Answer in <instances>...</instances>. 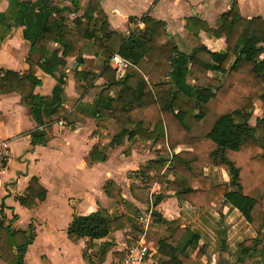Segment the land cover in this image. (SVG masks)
Wrapping results in <instances>:
<instances>
[{"label":"trees","instance_id":"16d2710c","mask_svg":"<svg viewBox=\"0 0 264 264\" xmlns=\"http://www.w3.org/2000/svg\"><path fill=\"white\" fill-rule=\"evenodd\" d=\"M8 1V9L0 11V43L22 28L30 47L29 69L0 66V96L18 93L29 106L38 123L30 132L32 145L47 144L56 121L75 128L88 114L95 122L91 136L97 138L89 152L92 162L107 160L110 150L126 140L160 145L161 154L135 171L142 185L133 182L132 194L165 184L166 191L197 207L223 195L256 233L239 243L237 261L264 264V16L243 15L237 0L219 15L215 26L198 14L187 16L184 26L190 36L201 39L205 32L224 38L225 48L216 50L203 43L186 52L167 22L149 12L131 15L132 27L123 34L110 26L102 0ZM116 52L130 61L122 77L110 63ZM67 57L78 62L74 75L84 91L94 87L97 78L104 80L94 102L66 100V74L59 68ZM38 68L57 78L51 94L35 92L42 83ZM256 107L262 114L252 122ZM180 145L190 149L175 152ZM211 165L228 169L230 182L209 183L205 168ZM168 172L174 177L168 178ZM196 178H204L205 187H194ZM112 183L104 184L106 192L113 191ZM47 194L46 186L32 176L19 200L34 208ZM165 195L160 193L158 200ZM131 223L127 214L111 217L101 207L89 214L75 213L67 233L73 241H92ZM35 235L33 224L14 228L0 217V264H27ZM198 239L190 227L177 226L160 239L156 264H197L202 250L194 258L189 252ZM110 247L106 243L100 250L101 262Z\"/></svg>","mask_w":264,"mask_h":264},{"label":"crops","instance_id":"0c3cea01","mask_svg":"<svg viewBox=\"0 0 264 264\" xmlns=\"http://www.w3.org/2000/svg\"><path fill=\"white\" fill-rule=\"evenodd\" d=\"M232 1L102 0V5L110 26L123 34L129 33L132 27L129 23L131 15L141 16L149 12L152 16L165 20L180 49L190 52L203 43L213 49L223 50L225 41L224 38L205 32L201 33V39L193 38L184 26L185 18L198 14L211 26H215L219 15L230 8ZM237 2L243 15L264 16V0ZM8 7V0H0V11H5ZM29 49V43L22 37V28L14 29L0 43V66L28 71L26 56ZM66 60V64L59 68L66 74V100L68 103L73 99L94 102L104 80L97 78L95 86L84 91L74 75L77 60L74 57H67ZM56 73L59 75V72ZM37 74L42 83L35 87V92L41 95L51 94L57 78L41 68H38ZM74 107L76 106H71V109ZM0 110V137L10 139L12 151L8 167L0 178V217L5 216L14 228L27 229L30 224L35 226V239L26 253L27 264H118L125 258L129 241L134 242L139 238L149 247L148 256L141 264H156L158 258L155 253L160 239L170 236L177 226H188L199 235L189 252L190 257L194 258L202 250L203 254L197 264L253 262L251 259L238 262L237 253L239 243L256 233L240 210L223 195L216 197L207 206L197 207L179 199L173 191H166L165 184L156 183L151 189L140 188L136 195L132 194L130 187L133 182L138 187L142 185L136 178L135 171L140 164L161 154L158 150L160 145L148 141L126 140L110 150L107 160L92 162L89 152L97 138L91 136L95 122L90 114L85 120L79 121L75 128L56 121L53 124V137L48 143L33 146L30 132L38 127V123L29 106L23 103L20 94H2ZM129 149L130 153L126 155ZM183 149L190 147L180 145L174 151ZM205 173L207 181L212 185L229 183L231 180L229 170L224 167L207 166ZM32 176L40 179L48 189V194L34 208H27L22 205L19 197L25 195ZM167 177L174 176L168 172ZM109 180L113 182V191L108 193L103 186ZM193 185L203 188L206 180L196 178ZM160 193L166 195L158 200ZM101 207L111 217L127 214L132 223L103 238L92 241L89 238L71 240L67 230L74 214H89ZM154 209L161 213V219L155 220L152 216L149 224L145 225L141 216ZM135 210L138 212L135 213ZM106 243H110L111 247L101 262L99 252Z\"/></svg>","mask_w":264,"mask_h":264},{"label":"built area","instance_id":"2783aa9c","mask_svg":"<svg viewBox=\"0 0 264 264\" xmlns=\"http://www.w3.org/2000/svg\"><path fill=\"white\" fill-rule=\"evenodd\" d=\"M110 63L115 67L120 75L124 76L130 61L123 57L118 52L114 53ZM63 124L62 120H59ZM11 142L9 138L0 137V178L8 167L11 158ZM152 217V211H148L141 216V221L148 225ZM149 247L142 241L141 238L136 239L132 244L128 245L125 252V258L120 260L118 264H141L148 256Z\"/></svg>","mask_w":264,"mask_h":264},{"label":"rangeland","instance_id":"374dc122","mask_svg":"<svg viewBox=\"0 0 264 264\" xmlns=\"http://www.w3.org/2000/svg\"><path fill=\"white\" fill-rule=\"evenodd\" d=\"M67 0H63V1H61V2H66ZM70 1V0H69ZM70 16L71 17H73V15L72 14H70ZM261 109L260 108H258V107H256V109L254 110V114H253V116H252V118H251V121H252V119H255L256 118V116L257 115H259V113L261 114ZM33 255V254H32ZM33 257V256H32ZM31 260V259H30ZM31 262H33V261H31Z\"/></svg>","mask_w":264,"mask_h":264},{"label":"water","instance_id":"95a60500","mask_svg":"<svg viewBox=\"0 0 264 264\" xmlns=\"http://www.w3.org/2000/svg\"><path fill=\"white\" fill-rule=\"evenodd\" d=\"M154 203H156V199H155ZM152 213H153L154 216H156L157 218L161 219V217H162L161 213L157 209H154L152 211Z\"/></svg>","mask_w":264,"mask_h":264}]
</instances>
